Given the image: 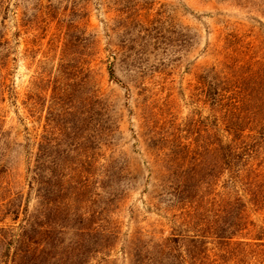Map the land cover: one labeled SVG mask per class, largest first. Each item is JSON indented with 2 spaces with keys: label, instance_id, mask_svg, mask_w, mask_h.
Wrapping results in <instances>:
<instances>
[{
  "label": "rangeland",
  "instance_id": "rangeland-1",
  "mask_svg": "<svg viewBox=\"0 0 264 264\" xmlns=\"http://www.w3.org/2000/svg\"><path fill=\"white\" fill-rule=\"evenodd\" d=\"M86 60L116 127L118 165L128 169L112 217L121 234H164L172 226L170 213L149 206L159 191L149 136L155 144L174 133L186 142H207L215 130L228 140L220 108L210 99L214 69L226 64L244 93L252 87L254 97L264 93V0H0V194L7 182L25 196L35 160H46L56 184L62 161L77 158L81 150L61 151L84 141L82 94L64 113L60 105L67 99L60 100L51 83L61 65ZM29 89L31 115L24 103ZM97 156L94 199L102 194L103 159Z\"/></svg>",
  "mask_w": 264,
  "mask_h": 264
},
{
  "label": "trees",
  "instance_id": "trees-1",
  "mask_svg": "<svg viewBox=\"0 0 264 264\" xmlns=\"http://www.w3.org/2000/svg\"><path fill=\"white\" fill-rule=\"evenodd\" d=\"M226 67L213 68L210 99L220 108L228 140L215 130L207 142H186L174 133L155 144L149 136L159 187L149 206L169 212L172 226L160 235L138 229L126 235L112 217L128 169L118 165L108 103L91 83L90 61L61 65L52 92L67 99L60 105L64 113L82 94L85 113L81 148L69 143L61 153L81 151L62 161L56 184L46 160H35L26 174L25 196L7 182L2 187L0 264H264V93L254 97L253 87L244 93L242 81ZM34 102L29 89L24 103L30 115ZM59 130L63 135L65 129ZM94 153L103 159L97 165L98 199L91 191ZM6 218L16 226L5 224Z\"/></svg>",
  "mask_w": 264,
  "mask_h": 264
}]
</instances>
